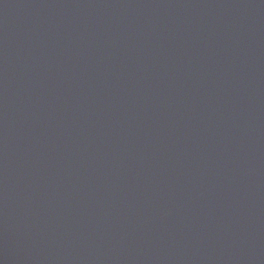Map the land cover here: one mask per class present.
<instances>
[{"label": "water", "instance_id": "1", "mask_svg": "<svg viewBox=\"0 0 264 264\" xmlns=\"http://www.w3.org/2000/svg\"><path fill=\"white\" fill-rule=\"evenodd\" d=\"M0 264H264V0H0Z\"/></svg>", "mask_w": 264, "mask_h": 264}]
</instances>
